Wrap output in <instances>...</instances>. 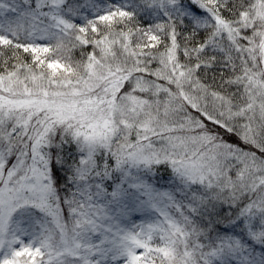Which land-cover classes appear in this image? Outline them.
<instances>
[{
    "label": "snow or ice",
    "instance_id": "1",
    "mask_svg": "<svg viewBox=\"0 0 264 264\" xmlns=\"http://www.w3.org/2000/svg\"><path fill=\"white\" fill-rule=\"evenodd\" d=\"M0 264H264V0H0Z\"/></svg>",
    "mask_w": 264,
    "mask_h": 264
},
{
    "label": "rangeland",
    "instance_id": "2",
    "mask_svg": "<svg viewBox=\"0 0 264 264\" xmlns=\"http://www.w3.org/2000/svg\"><path fill=\"white\" fill-rule=\"evenodd\" d=\"M77 56H78V53H77Z\"/></svg>",
    "mask_w": 264,
    "mask_h": 264
}]
</instances>
